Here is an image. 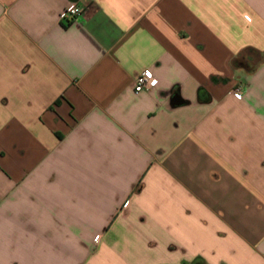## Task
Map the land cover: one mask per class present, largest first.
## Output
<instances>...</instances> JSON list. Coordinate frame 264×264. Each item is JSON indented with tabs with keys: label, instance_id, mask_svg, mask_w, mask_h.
<instances>
[{
	"label": "crops",
	"instance_id": "crops-1",
	"mask_svg": "<svg viewBox=\"0 0 264 264\" xmlns=\"http://www.w3.org/2000/svg\"><path fill=\"white\" fill-rule=\"evenodd\" d=\"M0 264H264V0H0Z\"/></svg>",
	"mask_w": 264,
	"mask_h": 264
},
{
	"label": "built area",
	"instance_id": "built-area-1",
	"mask_svg": "<svg viewBox=\"0 0 264 264\" xmlns=\"http://www.w3.org/2000/svg\"><path fill=\"white\" fill-rule=\"evenodd\" d=\"M83 10L78 7L69 8L62 16V21L66 23H71L73 20L81 16ZM158 81L148 72L140 75L136 79L135 92L141 93L144 91H150L157 87ZM243 88L241 86L237 87L234 91L235 98L241 100L243 98Z\"/></svg>",
	"mask_w": 264,
	"mask_h": 264
},
{
	"label": "water",
	"instance_id": "water-1",
	"mask_svg": "<svg viewBox=\"0 0 264 264\" xmlns=\"http://www.w3.org/2000/svg\"><path fill=\"white\" fill-rule=\"evenodd\" d=\"M176 101H177V102H179V100H178V99H176Z\"/></svg>",
	"mask_w": 264,
	"mask_h": 264
},
{
	"label": "trees",
	"instance_id": "trees-1",
	"mask_svg": "<svg viewBox=\"0 0 264 264\" xmlns=\"http://www.w3.org/2000/svg\"><path fill=\"white\" fill-rule=\"evenodd\" d=\"M236 62V61H235Z\"/></svg>",
	"mask_w": 264,
	"mask_h": 264
}]
</instances>
